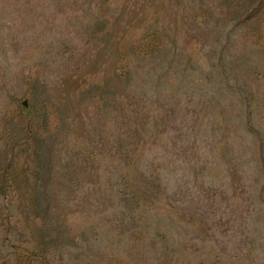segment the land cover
Returning a JSON list of instances; mask_svg holds the SVG:
<instances>
[{
  "label": "rangeland",
  "instance_id": "374dc122",
  "mask_svg": "<svg viewBox=\"0 0 264 264\" xmlns=\"http://www.w3.org/2000/svg\"><path fill=\"white\" fill-rule=\"evenodd\" d=\"M256 2L0 0V264H264Z\"/></svg>",
  "mask_w": 264,
  "mask_h": 264
},
{
  "label": "trees",
  "instance_id": "16d2710c",
  "mask_svg": "<svg viewBox=\"0 0 264 264\" xmlns=\"http://www.w3.org/2000/svg\"><path fill=\"white\" fill-rule=\"evenodd\" d=\"M263 6H264V0H257L256 5H254L253 8L250 10L246 19L255 17L262 10ZM243 106L245 108V111H244V116H243L242 121H243L245 128L253 135L256 142L258 143L257 144L258 145L257 163L260 169V174L264 177V131L261 132V130H259L255 126L252 111H251V105L249 104V102L245 100ZM25 132L27 136L31 132V128H30V125L27 119L25 123ZM46 163L47 165L49 164V154L46 157ZM48 175L49 174H47V176ZM262 191H263V187L261 189V194H262ZM39 193H40L39 194L40 200L44 206V209H46L48 207V200H47V195H46V190H45V181L41 184ZM40 224L43 228L46 227V215L45 214L44 216L41 217Z\"/></svg>",
  "mask_w": 264,
  "mask_h": 264
}]
</instances>
